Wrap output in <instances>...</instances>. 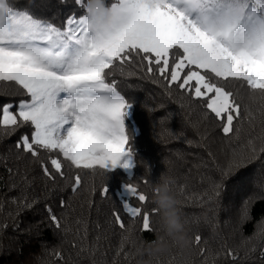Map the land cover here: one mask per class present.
Masks as SVG:
<instances>
[{
	"label": "snow or ice",
	"instance_id": "6c2138e0",
	"mask_svg": "<svg viewBox=\"0 0 264 264\" xmlns=\"http://www.w3.org/2000/svg\"><path fill=\"white\" fill-rule=\"evenodd\" d=\"M75 3L83 14L69 15L60 27L36 17L29 8H17L13 0H0V89H4L0 95L16 87L28 97L17 105L0 107V139L30 126L31 133L14 145L16 151L30 156L53 183L57 177L71 179L74 194L83 183L80 170L95 174L99 169L106 174L117 164L129 168L136 155L133 130L127 123L132 102L118 90L117 71L125 75L129 68L128 76L143 73L142 79L166 85V95H171L167 89L176 86L202 101L206 118L214 116L225 136L237 134V122L250 115L242 89L250 99L259 93L264 100V0H106L112 10L106 24L97 19L95 10L86 8V0ZM232 81L239 82L235 90L230 87ZM259 140V147L248 141L247 156L234 150L221 182L215 185L217 202L223 179L264 155V133ZM124 156L127 159L121 163ZM6 161L0 156V163L6 166ZM66 167L75 170L71 178ZM6 170L13 175L12 168ZM22 180L31 186L26 176ZM150 183L145 177L125 185L136 199L132 204L124 202L123 215L113 212L122 233L128 230L127 216L141 221V233L154 234L151 218L158 210H146L150 195L142 188ZM101 192L106 196L107 187ZM12 202L23 211L40 200L28 201L22 194ZM60 203L67 206V201ZM247 205L245 201L241 219L248 216ZM46 211L60 230L61 218L50 206ZM201 240L196 235L197 245ZM126 241L122 235L117 257H127ZM227 255L236 258L231 249ZM260 257L264 258V249Z\"/></svg>",
	"mask_w": 264,
	"mask_h": 264
},
{
	"label": "trees",
	"instance_id": "16d2710c",
	"mask_svg": "<svg viewBox=\"0 0 264 264\" xmlns=\"http://www.w3.org/2000/svg\"><path fill=\"white\" fill-rule=\"evenodd\" d=\"M13 2L17 8H29L36 17L60 27L69 15L83 14L75 0ZM124 71L125 75L117 71L115 79L118 90L132 102L127 123L133 130L131 144L136 155L130 170L118 165L109 167L106 174L99 169L95 174L80 170L83 183L74 194L71 179L57 177L53 183L43 176L39 164L33 163L30 156L16 151L14 145L22 135L31 133L30 126L0 139V156L7 157L6 166L0 163V225L6 226L0 227V264H140L147 257L135 255L133 237L152 240L154 234L141 233V221H130L127 216L124 219L128 230L122 233L113 212L123 215L124 202L132 204L136 199L132 194L125 195L126 184L145 177L156 183L166 170L175 177L174 187L180 193L183 219L192 240L191 264H264L260 257L264 249V155L223 179L219 202L214 196L215 185L221 182L234 150L247 156L249 140L260 146L259 137L264 133V100L260 94L253 93L250 99L247 90H241L250 115L237 122V134L225 136L214 116L208 114L206 118L202 101L185 95L176 86L167 89L171 95H166L163 83L142 79L143 73L128 76L129 68ZM230 87L235 90L239 82H230ZM6 91L8 94L0 95V107L28 99L16 87ZM12 110L15 112L16 108ZM42 157L46 159L47 154L42 153ZM6 167L13 169L12 176ZM65 171L69 178L75 172L68 167ZM25 176L31 186L25 185ZM13 183L17 187H11ZM153 183L142 185L150 195L146 210L154 207ZM104 186L108 190L106 196L101 192ZM22 194L28 201L38 198L40 202L19 211L18 204L12 201ZM61 200L67 201L66 207L61 206ZM245 201L248 216L241 219ZM46 206L61 218L60 230L49 220ZM122 235L129 245L127 257L116 256ZM196 235L202 237L199 245L195 243ZM229 249L235 259L227 255ZM176 259L173 253L153 258V264H175Z\"/></svg>",
	"mask_w": 264,
	"mask_h": 264
},
{
	"label": "clouds",
	"instance_id": "9594fccd",
	"mask_svg": "<svg viewBox=\"0 0 264 264\" xmlns=\"http://www.w3.org/2000/svg\"><path fill=\"white\" fill-rule=\"evenodd\" d=\"M86 8L95 10L101 23L111 20L112 10L106 0H86ZM175 177L167 170L158 182L151 185V201L158 210L152 221L154 239L133 237L135 255L147 257L140 264H153V258L166 257L175 253V264H191L192 240L183 219L180 193L174 187Z\"/></svg>",
	"mask_w": 264,
	"mask_h": 264
},
{
	"label": "rangeland",
	"instance_id": "374dc122",
	"mask_svg": "<svg viewBox=\"0 0 264 264\" xmlns=\"http://www.w3.org/2000/svg\"><path fill=\"white\" fill-rule=\"evenodd\" d=\"M125 159H127V156H124V157L121 158V163H123V161H124ZM131 164H132V161H131ZM117 165H118V166H121L120 164H117ZM131 167H132V166H131ZM131 167H129V168H124V167H123V168L126 169V170H130ZM124 193H125V195H129V194H131L130 191H129V189L126 188V187H125V189H124Z\"/></svg>",
	"mask_w": 264,
	"mask_h": 264
}]
</instances>
